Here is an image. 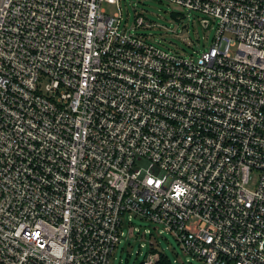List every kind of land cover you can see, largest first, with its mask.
Returning a JSON list of instances; mask_svg holds the SVG:
<instances>
[{"label":"built area","instance_id":"built-area-1","mask_svg":"<svg viewBox=\"0 0 264 264\" xmlns=\"http://www.w3.org/2000/svg\"><path fill=\"white\" fill-rule=\"evenodd\" d=\"M105 1L0 0V264H111L125 218L264 264V0H163L216 24L197 56Z\"/></svg>","mask_w":264,"mask_h":264},{"label":"rangeland","instance_id":"rangeland-1","mask_svg":"<svg viewBox=\"0 0 264 264\" xmlns=\"http://www.w3.org/2000/svg\"><path fill=\"white\" fill-rule=\"evenodd\" d=\"M102 7L109 16L121 12L122 30H130L165 51L197 56L198 51H204L216 39V24L213 21L205 28L202 25L203 20H208L205 16L198 12L188 14L163 0L105 1ZM137 17H142L146 24L136 29ZM132 227L134 235L129 236L130 226L125 218L121 228L125 236L116 245L111 264H142L152 253V245L155 252L170 264H175V261L178 264H206L185 255L175 237L167 232L161 233L163 228L140 218L132 220ZM188 260L191 263H187Z\"/></svg>","mask_w":264,"mask_h":264},{"label":"clouds","instance_id":"clouds-1","mask_svg":"<svg viewBox=\"0 0 264 264\" xmlns=\"http://www.w3.org/2000/svg\"><path fill=\"white\" fill-rule=\"evenodd\" d=\"M144 183L149 187L159 189L163 181L155 179L152 175H148ZM173 192L175 193L173 199H175L177 202H180L181 199L187 195V189L182 184L175 185Z\"/></svg>","mask_w":264,"mask_h":264},{"label":"trees","instance_id":"trees-1","mask_svg":"<svg viewBox=\"0 0 264 264\" xmlns=\"http://www.w3.org/2000/svg\"><path fill=\"white\" fill-rule=\"evenodd\" d=\"M159 264H170V262L165 260V258L161 257L160 261H159Z\"/></svg>","mask_w":264,"mask_h":264},{"label":"water","instance_id":"water-1","mask_svg":"<svg viewBox=\"0 0 264 264\" xmlns=\"http://www.w3.org/2000/svg\"><path fill=\"white\" fill-rule=\"evenodd\" d=\"M208 21H202V25H203V27H205V28H208ZM184 28H186V27H183V29Z\"/></svg>","mask_w":264,"mask_h":264}]
</instances>
